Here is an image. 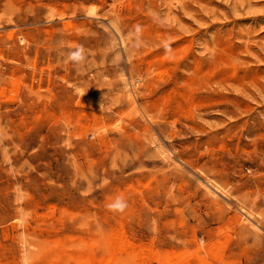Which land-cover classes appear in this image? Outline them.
Segmentation results:
<instances>
[{
	"label": "rangeland",
	"instance_id": "rangeland-1",
	"mask_svg": "<svg viewBox=\"0 0 264 264\" xmlns=\"http://www.w3.org/2000/svg\"><path fill=\"white\" fill-rule=\"evenodd\" d=\"M0 264H264V0H0Z\"/></svg>",
	"mask_w": 264,
	"mask_h": 264
},
{
	"label": "clouds",
	"instance_id": "clouds-1",
	"mask_svg": "<svg viewBox=\"0 0 264 264\" xmlns=\"http://www.w3.org/2000/svg\"><path fill=\"white\" fill-rule=\"evenodd\" d=\"M73 57L76 58V59H79V58H80V54H79V52L74 53V54H73Z\"/></svg>",
	"mask_w": 264,
	"mask_h": 264
},
{
	"label": "bare ground",
	"instance_id": "bare-ground-1",
	"mask_svg": "<svg viewBox=\"0 0 264 264\" xmlns=\"http://www.w3.org/2000/svg\"><path fill=\"white\" fill-rule=\"evenodd\" d=\"M215 186V185H214ZM217 186V185H216Z\"/></svg>",
	"mask_w": 264,
	"mask_h": 264
}]
</instances>
